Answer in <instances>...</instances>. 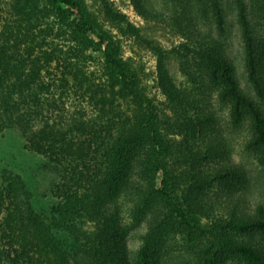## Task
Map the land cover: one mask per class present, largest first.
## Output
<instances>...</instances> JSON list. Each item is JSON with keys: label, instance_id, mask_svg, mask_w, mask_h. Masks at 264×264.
I'll use <instances>...</instances> for the list:
<instances>
[{"label": "trees", "instance_id": "obj_1", "mask_svg": "<svg viewBox=\"0 0 264 264\" xmlns=\"http://www.w3.org/2000/svg\"><path fill=\"white\" fill-rule=\"evenodd\" d=\"M129 1L144 19H160L150 0ZM174 1L183 8L185 40L172 51L204 71L218 102L229 107L231 125H247L245 146L264 167V22L257 24L245 0H235L254 98L241 87L225 47L223 1ZM93 3L97 10L88 0H7L0 7L7 13L0 24V132L18 130L42 157L31 177L3 170L0 264H165L177 235L191 242L180 264H213L216 249L264 264V200L246 194L245 166L213 142L193 141L199 128L204 140L218 132L215 104L176 84L167 50L114 0ZM255 9L264 19V0ZM120 33L157 52V84L173 114L124 57ZM93 52L102 55L99 81L86 70ZM70 90L95 101L97 113L66 116ZM215 152L222 156L214 169L202 167ZM216 179L225 198L211 214L201 189ZM125 210L132 221L124 220ZM142 225L134 252L129 238Z\"/></svg>", "mask_w": 264, "mask_h": 264}, {"label": "rangeland", "instance_id": "obj_2", "mask_svg": "<svg viewBox=\"0 0 264 264\" xmlns=\"http://www.w3.org/2000/svg\"><path fill=\"white\" fill-rule=\"evenodd\" d=\"M114 1L128 13L131 21L142 27L145 36L156 38V43L161 44L163 48L167 50L165 53V60L176 84L181 88L194 92L193 95L196 98L198 97L201 102H203L205 97H208L218 109V132H214V136L212 133L207 132L210 139L204 140V132L202 128H199L196 133L193 134V141H201L203 145L213 142V148L219 151L227 149L228 155L235 161L241 162L247 170L248 179L244 184L247 188L245 192L248 197L254 202L257 199L264 200V167L258 163L255 154L245 146V141L249 136L247 125L244 124V126L241 125L239 127L231 125L229 121V107L218 102L215 88L211 85V81L205 75L204 71L196 65V62L191 57H182L172 51L174 46L179 45L185 40V36L181 29V25H184L183 8L174 0H150L158 9L160 19L146 20L138 14L129 0ZM222 1L229 20L228 35L225 37V47L228 56L235 68L241 87L249 95L256 98L257 92L248 79L245 41L238 21V8L236 2L235 0ZM245 1L257 24L263 25V16L260 11L255 9L257 8L258 0ZM6 2L7 0H0V7ZM93 2L94 0H88L90 7L97 10V5ZM6 14V11L0 9V24L1 17H4ZM200 18L206 20L207 16L201 14ZM119 37L122 40V52L124 57L128 58L134 67L139 70L150 95L155 97L158 104L163 110L165 109V112L173 114L165 96L162 94L157 84V52L145 41L139 39L135 35L120 33ZM93 54L94 57H91V60L87 63L86 70L88 74L92 77L94 76L95 79L99 81L101 76H103L102 55L100 52H93ZM65 104L67 113H71L66 114V116L72 114L78 115L79 113L94 115L97 113L98 109L95 105V101L89 99L88 96H83L75 90H72L69 98L65 99ZM76 111L77 113H75ZM191 112L192 114H196V103L191 107ZM221 156L222 153L220 152H215L212 156H208L209 158L205 160L202 167H205L207 170H213V166L221 160ZM41 159V156L26 147L24 137H22L18 130L0 132V182L2 181V174L5 168L17 170L31 177L32 169L37 166ZM211 164L213 166H210ZM39 174V180L42 181L43 184H47V179L45 178L46 174L42 172ZM219 189L220 181L218 179L214 180L212 183H206L201 189L203 197L210 199L212 202L210 207L211 214H213L215 206L219 208L221 204L223 191L217 193ZM223 197L225 198L224 195ZM123 216L124 220L127 222L133 220V216L127 210L124 211ZM203 220L205 223H208L212 221V217H204ZM145 228L146 226L142 225L138 229L133 230L130 235L129 243L134 252L138 250L142 243L140 234ZM225 230L235 236L238 235V232L230 228H226ZM194 241L199 242L198 239ZM186 242H188L187 239L178 235L176 238H172L169 248L170 252L163 256L165 264H180L179 257L183 253L186 255L189 254L185 247ZM209 257L213 264H246L236 252L228 249H216Z\"/></svg>", "mask_w": 264, "mask_h": 264}]
</instances>
